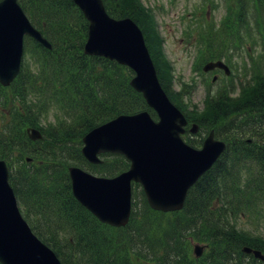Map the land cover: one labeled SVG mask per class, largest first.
Instances as JSON below:
<instances>
[{
    "label": "trees",
    "instance_id": "1",
    "mask_svg": "<svg viewBox=\"0 0 264 264\" xmlns=\"http://www.w3.org/2000/svg\"><path fill=\"white\" fill-rule=\"evenodd\" d=\"M19 2L53 47L46 49L29 40L36 46H28L30 53L37 55L35 61L26 62L9 87L0 84V158L8 163L10 182L25 218L61 262L264 264L242 251L247 245L264 252V237L240 226L244 219H260L264 213L262 63H254L258 71L246 84L241 83L237 95L230 94L235 87L222 88L216 94L210 92L203 114L196 110L187 112L203 127L214 128L227 148L191 187L184 208L171 213L153 210L141 189L140 209L133 202L128 225L113 227L100 222L77 201L68 167L75 164L109 177L126 170L129 162L122 155L105 154L102 164L91 165L82 154V138L119 114L152 110L130 85L134 74L130 68L84 53L88 22L71 0ZM104 2L110 15L131 17L138 23L160 82L176 100L171 91L172 66L164 56L154 15L140 0ZM246 9L241 3L234 11L230 9L223 20L226 28L209 25V31L200 34V38L213 39L216 45L219 43L216 48L226 49L222 39L247 41L253 38L256 28L264 36L263 16L255 13L264 14V0L250 8L252 22ZM54 107L62 112L56 123L47 118ZM29 126L39 127L43 139L33 141L27 132ZM28 158L32 160L27 161ZM192 240L206 244L202 257L191 254Z\"/></svg>",
    "mask_w": 264,
    "mask_h": 264
},
{
    "label": "water",
    "instance_id": "2",
    "mask_svg": "<svg viewBox=\"0 0 264 264\" xmlns=\"http://www.w3.org/2000/svg\"><path fill=\"white\" fill-rule=\"evenodd\" d=\"M75 1L91 21L85 52L132 67L136 71L132 86L143 92L160 120L154 121L147 111L121 114L88 132L83 138L82 152L90 162L100 163V153L112 152L124 155L130 167L115 177H100L79 166H70L74 196L101 222L116 227L125 226L130 220L133 181L142 184L153 209L181 210L189 189L212 167L226 143L215 139L211 131L202 148L186 144L181 137L186 119L162 88L138 24L129 17H110L101 0ZM25 34L51 47L30 23L17 0L0 1V82L4 86L20 71ZM215 67L228 69L222 61L208 62L204 69ZM197 130L198 124L194 123L192 132ZM31 131L32 139L42 137L37 129ZM204 249L205 246L195 244V255L202 256ZM242 250L264 262L261 250L248 246ZM0 262L60 264L55 253L38 239L22 216L4 160H0Z\"/></svg>",
    "mask_w": 264,
    "mask_h": 264
},
{
    "label": "rangeland",
    "instance_id": "3",
    "mask_svg": "<svg viewBox=\"0 0 264 264\" xmlns=\"http://www.w3.org/2000/svg\"><path fill=\"white\" fill-rule=\"evenodd\" d=\"M140 1L148 9V11H150L154 15V23L157 26L158 34L163 43L162 50L164 52V56L172 66L171 72L173 74V79L171 82V91L173 92V94H176V100L187 112H193L196 110L199 111V115L203 114L206 110V91L207 86L211 83L209 81L211 80V77L208 75H201L199 72L195 71V68H193V66L199 67L205 59V56H203L202 60L197 63L200 58L198 47H202V44L198 42L200 41L199 35L207 33L209 25L215 24V26H219V29L221 27H227L224 24L225 21L223 20L227 15V7L229 4L228 0H213L215 4L214 7H209L208 2L205 0ZM243 3L247 8L246 10L248 11V16L250 15V20L252 22V14L250 9L251 3L249 0H243ZM255 13L257 14V16H260V18L261 16H263L264 19V14H259L257 13V11H255ZM200 22L204 25V27L200 28L199 25L196 24ZM189 30L194 33V36L191 38H188L186 35ZM258 35L259 34L256 28V33L254 34V36ZM259 41L260 38H258V41H255L253 49L255 51L261 52L264 48L262 42ZM228 42H230V39L228 40ZM246 42L243 43L242 49L239 48L238 45V50L235 54V60L240 66L245 64V62L249 61L248 59H250L247 53V48H250V50H252L251 46H249L251 44V41L247 43ZM29 47L32 48L36 46L33 42L29 41ZM31 59L32 56L26 55L25 62L29 63L31 62ZM192 81L194 82L192 83ZM222 81L223 78L220 79L217 83L213 82V92H216L219 88L223 87ZM190 83H192V91L184 95L182 93L183 86L186 84L190 85ZM54 110L56 109H53L49 112V120L53 123L56 122L54 121V114L56 113ZM196 122L200 125V128H202V132L200 131L199 133H197V135L190 133V136L195 141H199L207 135L208 131L211 128L206 126L203 127L198 121ZM135 191H137V196L134 192V202L136 203L135 208L139 210L143 203L141 201L143 195L141 194V188H136ZM241 222L240 226L244 227L245 230L255 234H260L264 237V213L263 215H261L260 219H252V221L244 219ZM196 243L203 244V242L201 241L192 240V255L194 245ZM193 257H195V255H193ZM136 264L144 263L142 261H138L136 262Z\"/></svg>",
    "mask_w": 264,
    "mask_h": 264
},
{
    "label": "flooded vegetation",
    "instance_id": "4",
    "mask_svg": "<svg viewBox=\"0 0 264 264\" xmlns=\"http://www.w3.org/2000/svg\"><path fill=\"white\" fill-rule=\"evenodd\" d=\"M230 69L232 70V71H236L237 72V65L235 64V63H233V64H231L230 63ZM213 74V76L214 75H217L218 77L219 76H222V75H224V74H226V72L223 70V69H219V68H216L213 72H212ZM189 128H190V126H187L186 127V129H187V132H189Z\"/></svg>",
    "mask_w": 264,
    "mask_h": 264
}]
</instances>
